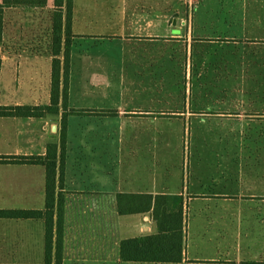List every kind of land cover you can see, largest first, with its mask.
I'll return each mask as SVG.
<instances>
[{"label":"crops","instance_id":"obj_1","mask_svg":"<svg viewBox=\"0 0 264 264\" xmlns=\"http://www.w3.org/2000/svg\"><path fill=\"white\" fill-rule=\"evenodd\" d=\"M46 1L4 10L0 107L50 104L55 7ZM72 32L70 108L113 113L68 119L63 264H264V150L206 143L264 133L154 132L220 116L264 123V0H74ZM61 128V115L0 117V157L43 156ZM174 137L189 141L175 169L159 164L154 143ZM119 195L183 197L181 263L122 261V241L158 227L151 213L120 215ZM45 203V167L0 164V210ZM44 241L43 221L0 218V264H44Z\"/></svg>","mask_w":264,"mask_h":264},{"label":"trees","instance_id":"obj_2","mask_svg":"<svg viewBox=\"0 0 264 264\" xmlns=\"http://www.w3.org/2000/svg\"><path fill=\"white\" fill-rule=\"evenodd\" d=\"M46 0H5L0 4V46L6 8H45ZM50 104L38 107H0V117L47 118L61 115L59 143L47 146L43 156L0 157V164L35 165L46 169V203L43 210H0L1 219L43 221L45 225L44 264H63L65 256V201L58 192L64 186L67 155V128L71 116H106L113 112L70 108L71 46L74 0H54ZM0 59V86H1ZM62 112V113H61ZM139 198V201H136ZM144 198V201L142 200ZM120 215L151 213L158 233L121 242L124 262L181 263L185 234V205L181 196L119 195Z\"/></svg>","mask_w":264,"mask_h":264},{"label":"rangeland","instance_id":"obj_3","mask_svg":"<svg viewBox=\"0 0 264 264\" xmlns=\"http://www.w3.org/2000/svg\"><path fill=\"white\" fill-rule=\"evenodd\" d=\"M255 1V0H253ZM238 2V0H237ZM46 33V30L44 29V34ZM18 49L20 48L19 46L17 47ZM76 72V69H75ZM111 75H114V72H112ZM6 81L7 83H15L17 81H15V79L13 81H10V78L6 77ZM41 82H43V80H41ZM19 83V82H17ZM233 95V94H230ZM236 100L238 99V94H235ZM229 97V94H220V98L219 101H227ZM233 119H230V117H224V116H220L217 117L216 120H214L212 123H207V124H203L201 126H180V125H172V124H162V123H158L154 126L155 130L154 132L156 134H161V133H166L165 134V138L167 137L168 133L171 134H178V136L183 135L184 133H186L187 135L190 132H196L197 128H199V130L201 132H209V131H213V132H229L232 130H236L239 132H260V133H264V123H253V124H239L237 123L238 121L232 122ZM137 129L139 128V131H144V129L148 128V126H133V129ZM152 129V127L150 126V130ZM189 141H178L175 139L169 140V141H161V140H156L155 143V148L157 150L156 155L158 157L161 158L162 162L159 163L160 165H165L167 167H171L173 169L177 168V167H181L183 165V158H182V154L175 153V150H177V148L181 151H183L184 147V143L187 144ZM207 144H209L211 147H218V148H223V149H236V148H243V147H250L252 149H262L264 150V136L261 137L260 139H254V140H220V141H208L206 142ZM214 143H216V145H214ZM166 144H170L169 150H164L161 149V146L166 145ZM188 149V148H187ZM170 153V154H169ZM262 159H264V156H261Z\"/></svg>","mask_w":264,"mask_h":264},{"label":"water","instance_id":"obj_4","mask_svg":"<svg viewBox=\"0 0 264 264\" xmlns=\"http://www.w3.org/2000/svg\"><path fill=\"white\" fill-rule=\"evenodd\" d=\"M53 131H54V132H56V131H57V127H56V126H54V128H53Z\"/></svg>","mask_w":264,"mask_h":264}]
</instances>
